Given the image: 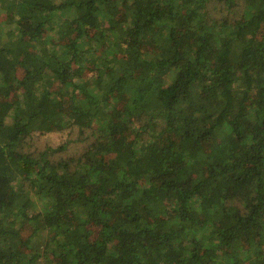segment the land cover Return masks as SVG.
<instances>
[{"label": "trees", "instance_id": "16d2710c", "mask_svg": "<svg viewBox=\"0 0 264 264\" xmlns=\"http://www.w3.org/2000/svg\"><path fill=\"white\" fill-rule=\"evenodd\" d=\"M0 264H264V0H0Z\"/></svg>", "mask_w": 264, "mask_h": 264}, {"label": "rangeland", "instance_id": "374dc122", "mask_svg": "<svg viewBox=\"0 0 264 264\" xmlns=\"http://www.w3.org/2000/svg\"><path fill=\"white\" fill-rule=\"evenodd\" d=\"M48 147H52L53 149L64 147L61 152L50 157L54 161L76 158L83 154L89 146L88 142L78 140L77 131L64 130L46 135H34L26 141L24 151L37 157Z\"/></svg>", "mask_w": 264, "mask_h": 264}]
</instances>
